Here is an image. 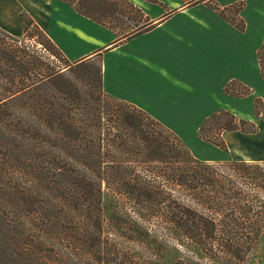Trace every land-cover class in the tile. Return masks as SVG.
<instances>
[{
  "label": "trees",
  "instance_id": "obj_1",
  "mask_svg": "<svg viewBox=\"0 0 264 264\" xmlns=\"http://www.w3.org/2000/svg\"><path fill=\"white\" fill-rule=\"evenodd\" d=\"M21 20L25 24L21 37L0 28V108L43 82L37 78L44 61L24 43L30 28L28 36L33 38L36 32L42 38L36 42L62 56L68 66L61 51L28 16L21 15ZM230 21L243 28L240 19ZM257 62L264 83V39ZM44 67L46 76L64 79L62 74H54V67ZM31 70L34 74L28 82L26 73ZM96 73L101 93L100 66ZM236 84H228L226 91ZM263 110V99L254 97V117H260ZM91 114L97 124L88 126ZM43 115L47 121L43 139L50 146L44 178L53 199L50 203L29 199L27 188L37 185L31 183L32 177L28 183L24 172L10 174L9 182L0 186V264H118L120 250L111 238L116 232L113 219L127 208L143 223L155 221L153 231L165 229L174 241H188L220 264H246L264 232V168L260 161L201 160L172 130L124 101L110 100L104 111L93 112L89 107L51 106ZM228 131L252 134L258 126L218 110L204 119L198 136L226 152L223 133ZM11 137L18 145L24 133L18 130ZM11 157L17 159L16 150ZM43 176L34 177V182L44 181ZM249 186L254 194L246 191ZM137 231L148 234L140 227ZM174 264L188 263L179 259Z\"/></svg>",
  "mask_w": 264,
  "mask_h": 264
},
{
  "label": "crops",
  "instance_id": "obj_2",
  "mask_svg": "<svg viewBox=\"0 0 264 264\" xmlns=\"http://www.w3.org/2000/svg\"><path fill=\"white\" fill-rule=\"evenodd\" d=\"M21 15L69 62L98 57L104 94L137 106L178 136L177 129L198 131L218 110L252 119L237 105L253 109L255 88L264 84L257 62L264 0H0V28L22 34ZM232 82L244 93L226 91Z\"/></svg>",
  "mask_w": 264,
  "mask_h": 264
},
{
  "label": "rangeland",
  "instance_id": "obj_3",
  "mask_svg": "<svg viewBox=\"0 0 264 264\" xmlns=\"http://www.w3.org/2000/svg\"><path fill=\"white\" fill-rule=\"evenodd\" d=\"M34 29V28H32ZM32 33V30L28 31ZM23 34V33H22ZM15 35L16 37H21ZM35 36H24V43L29 49H35L41 55L44 61L42 72L38 74L37 79H43L35 84L34 91H29L24 97L16 98L8 103L7 101L0 108V186L9 182L11 176H16L20 172H24L29 182L36 187H28V198L34 199L36 202L50 203L53 194L45 185V173H47L46 159L50 146L43 139L44 130L47 121L43 115L46 109L54 107H68L78 109L79 107H89L93 111H104V106L112 98L108 97L102 90L99 93L97 89L96 70L100 66L99 58L93 56L83 59L82 62H67L57 54H52L42 44L36 41L42 39L36 32ZM45 45V44H44ZM48 48V47H47ZM63 55V54H62ZM45 64L55 68L54 74H62L64 79L54 78L53 75L46 76L47 72ZM33 70L27 71L28 82L32 77ZM44 74V75H43ZM46 76V77H44ZM231 92H239L243 89L238 84L231 85ZM1 93V91H0ZM264 84L255 88L254 97H261L264 101ZM0 97L1 94H0ZM3 99L2 101H5ZM54 101V102H53ZM60 101V102H59ZM242 111L252 114V119L258 126V131L252 134H242L237 132L235 137L224 134V140L227 144V151H223L217 146L205 142L198 137V131L195 129H177L181 136H178L190 152L197 158L205 160L211 158L214 160L222 159H247L258 160L264 168V110L260 117H253V109L245 104L237 105ZM96 113H94L95 115ZM238 117H243L238 112H233ZM90 115L86 120L88 126L97 124L95 116ZM94 116V118H93ZM104 126V124H103ZM16 127L18 129L14 130ZM29 129L26 131L27 128ZM18 130L24 133V138L17 145V141L12 139V134H16ZM102 132H104V127ZM88 137H91L89 135ZM25 139V140H24ZM24 141V142H23ZM72 143L76 142L71 140ZM12 150L17 151V159L11 157ZM21 159V161H20ZM74 167L73 169H77ZM43 176L44 181L35 183L34 177L38 179ZM254 194L255 191L251 187H247L246 191ZM104 205V203H103ZM104 212V210H103ZM119 217L113 219L116 232L112 233L113 245L120 250L118 264H174L177 260H181L188 264H220L219 260L210 258L202 253L194 244L188 241H174L171 233L165 229L162 231H153L156 224L143 223L138 219L131 208L123 209L117 212ZM120 213L124 214L121 215ZM137 227L146 229L147 235H141L137 231ZM106 225L103 221V242L104 234H106ZM119 233H118V232ZM246 264H264V235L250 252Z\"/></svg>",
  "mask_w": 264,
  "mask_h": 264
}]
</instances>
